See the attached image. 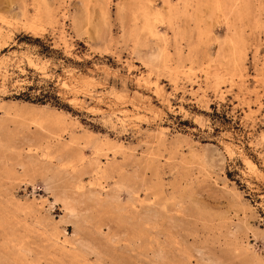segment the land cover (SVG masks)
Instances as JSON below:
<instances>
[{"label":"rangeland","instance_id":"rangeland-1","mask_svg":"<svg viewBox=\"0 0 264 264\" xmlns=\"http://www.w3.org/2000/svg\"><path fill=\"white\" fill-rule=\"evenodd\" d=\"M104 263L264 264V0H0V264Z\"/></svg>","mask_w":264,"mask_h":264},{"label":"bare ground","instance_id":"bare-ground-1","mask_svg":"<svg viewBox=\"0 0 264 264\" xmlns=\"http://www.w3.org/2000/svg\"><path fill=\"white\" fill-rule=\"evenodd\" d=\"M50 149V148H49ZM72 155V154H71ZM248 165H249V168L250 169H252V170H254V171H257V169H256V166L253 164V163H251V162H249L248 163ZM77 182V181H76ZM70 200V199H69ZM72 207V206H71ZM68 208V207H67ZM72 209V208H71ZM66 210H68V209H66ZM69 211V210H68ZM72 211H74V210H72ZM76 214V213H75ZM70 216V215H69ZM68 219V218H67ZM101 233V232H100ZM79 246V245H78ZM101 256V255H100ZM99 257V256H98ZM100 260H101V258H100ZM105 264V263H104Z\"/></svg>","mask_w":264,"mask_h":264}]
</instances>
